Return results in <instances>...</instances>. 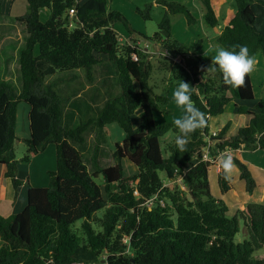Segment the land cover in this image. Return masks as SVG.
Wrapping results in <instances>:
<instances>
[{"label":"trees","instance_id":"trees-1","mask_svg":"<svg viewBox=\"0 0 264 264\" xmlns=\"http://www.w3.org/2000/svg\"><path fill=\"white\" fill-rule=\"evenodd\" d=\"M157 1L164 8L158 29L169 36L171 15L183 14L188 23L195 21L185 5ZM233 1L236 10L219 31V44L228 49L246 45L251 54L260 50L264 60V0ZM107 2L26 0V12L16 17L24 23L27 36L18 55L20 91L0 76V165L15 190L23 183L17 177V165L28 162L48 144L55 145V167L47 170L46 186L28 185L27 203L21 211L0 214V264H95L102 259L104 264H264V203L254 196L263 187L248 165L233 156L245 182L247 202L228 216L227 204L210 192L212 164L197 162L208 134V119L221 115L231 100H254L251 74L242 86L228 85L212 71L215 63L204 62L195 49L175 40L164 41L173 55L183 59L171 64L172 78L177 85L181 80L192 87V99L205 114L206 124L191 135L186 153L177 151L174 138L163 155L160 138L169 131L179 134L171 123L155 121V113H167L170 97L149 86L150 64L139 47L120 44L116 22L128 34L138 32L121 12L108 10ZM202 2L205 21L215 26L218 20L211 0ZM3 3L0 0V11ZM150 8L146 5L136 12L148 19ZM42 9L49 11L45 21L40 20ZM153 38L159 40V33ZM103 56L116 69L119 93L101 106H95L94 99L87 100V116L64 124L71 102H78L82 95H60L56 88L61 81L73 80L74 74L48 83L45 78L78 69L91 82L92 70L104 62ZM20 101L29 106V135L23 138L25 154L17 160L14 142L19 140L16 110ZM138 108L142 114L134 127L131 117ZM91 109L95 115L89 113ZM236 112L247 117L246 124L228 138L224 135L229 124H225L215 138L216 145L264 150V97L253 110L237 105ZM110 123H116L124 136L115 143L114 163L104 167L99 149ZM91 133L90 169L82 153ZM175 169L180 174L185 171V190L179 185L163 186L174 177ZM216 183L220 195L233 189L219 165ZM98 210H103L100 217ZM240 219L247 237L234 242ZM77 221L80 225L74 227Z\"/></svg>","mask_w":264,"mask_h":264},{"label":"rangeland","instance_id":"rangeland-1","mask_svg":"<svg viewBox=\"0 0 264 264\" xmlns=\"http://www.w3.org/2000/svg\"><path fill=\"white\" fill-rule=\"evenodd\" d=\"M169 1H174L185 5L190 10L195 19L193 23H188L183 14L171 15L170 36L166 31L158 29V23L162 18L164 8L158 3L157 0H108L107 8L108 10H117L121 12L122 15L130 22L131 28L136 30L138 33H142V35H139L136 32L128 34V32L122 27L121 22H116L114 24V29L116 30L120 38V44H129L133 47L138 46L141 55L147 62H149L150 76L148 83L151 89L155 93H165L170 97V100L167 104V113H155V121L158 124L169 122L175 128L173 121L174 119L179 118L183 115V110L175 104V101L173 99V92L178 85L172 78L171 64L174 62L178 63L183 59L181 57L173 55L168 50L169 48H167L168 42L164 41L175 40L189 49H195V54L204 62L215 63L213 59L214 51L215 49L222 47L218 42L219 31L226 24L229 17L235 12L236 5L233 0H211L218 22L215 26H210L205 21L203 16L206 8L202 0ZM146 5H151L148 19L142 18L141 15L136 12L137 9L145 10ZM12 8L13 10L10 11V14L12 16H6L5 13L0 14V76L12 83L17 91H20L21 80L18 64V50L24 46V35L26 32L23 26V22L16 19V16L22 15L26 12V0H15ZM156 32L159 33V40L153 38ZM35 52H37V48H35ZM254 55L256 56L259 63L257 64L256 69L250 74L254 90V97L255 99H259L264 97V60L260 50H258ZM101 59L104 62L99 64L98 68L97 66H95L92 70L97 82H95L93 79L92 82H95V85L92 86L89 90H84V92L81 94V99L77 100L78 102H71L72 104H74L73 107L70 106L67 112L68 114L70 112V116H67V118H65L66 121L64 122V124L69 125L78 123L87 116L85 103H87V99L91 96V93H95L98 95L96 103L94 104L95 106H101L103 104V101H105L107 98L119 93L120 87L117 81V72L115 67L111 66L112 64L106 61V56L101 57ZM191 68L193 67L189 66V69ZM64 75L65 74L59 72L56 75H48L45 78V83H48L51 80L57 77H62ZM77 75L81 74H79L78 72ZM87 82L88 81L85 80L84 77L77 82H74L72 80H65L63 82L61 81L58 83L56 91L60 95H69L74 98L73 96L75 95V93L80 88H82V85H87ZM254 100L241 101L240 104L253 107ZM77 103L80 104L81 111L77 110ZM233 107L234 104L232 102H229L224 107V111L221 115L210 117L208 119L209 129L217 128L218 123L225 124L228 121L233 122ZM28 111V104L24 101H20L17 105L16 110V134L18 135L19 140H16L14 142V153L15 159L17 160H19L25 154L26 150V145L23 141V138L29 135ZM73 113H77L74 119L72 117ZM89 113L91 115H95L96 111L95 109H91ZM141 114L142 111L138 108L132 115L131 120L134 127L139 124ZM175 135V132L169 131L160 138V147L162 149L163 155H166L165 149L167 148V145L173 141ZM123 136V131L116 123H110L105 127L104 138L102 139L99 149V162L102 166L106 167L114 163L112 153L115 148V143L120 142L123 139ZM93 144L94 133H91L87 135L86 148L82 153L83 158L88 165ZM39 157L40 156L34 159H30L28 162H24V165H27L28 167L25 170L26 166H22L20 167V171L18 172V176H21V173L27 172L29 184L33 187H37V184H39L40 178L38 173L42 172V166H48L45 165L48 162H40ZM53 162L55 167L54 152ZM89 168L91 169L90 165ZM22 169L24 172L22 171ZM215 170V165L212 164V166L209 167L208 180L211 194L218 198L221 196L218 192V186L215 180ZM238 172L239 169L234 163V168L229 177H235ZM96 180L98 183H101L100 178H97ZM25 183L26 181L23 180V191L21 189L23 194L25 193ZM45 184L47 185L48 182ZM173 185H179V187L183 190L186 189L182 182L179 183L175 181L173 183H170V186ZM21 191L18 187V195H20ZM256 193L260 194L262 199L264 198V192L260 193L258 191ZM227 200L229 204L227 214L228 216H232L236 212V206L232 205V200L229 197H227ZM102 214L103 210L96 211V216L100 217L102 216ZM79 225L80 221H77L74 224V227H78ZM94 228L96 230H99V227L97 225H94ZM246 237L247 235L245 233L244 223L240 219L239 230L234 236V242H241ZM95 264H104V262L101 261L100 263Z\"/></svg>","mask_w":264,"mask_h":264},{"label":"crops","instance_id":"crops-1","mask_svg":"<svg viewBox=\"0 0 264 264\" xmlns=\"http://www.w3.org/2000/svg\"><path fill=\"white\" fill-rule=\"evenodd\" d=\"M14 1L15 0H10V1L4 0V3L1 7L0 14L5 13L6 16H12L10 14V11L13 10L12 7H13ZM43 12H44V14H43ZM41 14H42V16H41ZM48 14H49L48 9H42V11L40 13V16H41L40 20L45 21L48 17ZM16 17H18V16H16ZM23 26L25 28L24 23H23ZM25 32H26V29H25ZM26 36H27V32L25 33L24 38H26ZM35 48H37V47H35ZM34 51H35V49H34ZM98 67L99 66H97V68ZM73 72H75V73H73ZM78 72L81 75H77ZM59 73H63L65 75L67 73L74 74V79L72 80L74 82L80 81V79L83 78L82 72L78 69H74V70H71L68 72H59ZM56 74H58V73H55L52 75H56ZM93 76H94V81L97 82V80H95V75H93ZM99 81H101V80H99ZM95 82L93 83L91 81V82H87V85H82V88H80L76 92L77 93L76 96L81 95L84 92V90H89L92 86L95 85ZM86 87H88V88H86ZM97 97H98L97 94L91 93L90 99L88 98L87 100L89 102L91 99H94V101L96 103ZM254 99H255V97H254ZM257 100L258 99L254 100V104ZM230 102H232L234 104V107L232 109L233 122L232 121L227 122L229 124V128H228L226 134L224 135L225 138H228V137L234 135L236 133L237 129L241 126H244L247 122V117L244 114H239L236 112V107H237V105H241L240 104L241 101L240 100H231ZM253 107H254V105H253ZM253 107L248 106V108L250 110H253ZM76 114L77 113L73 114V119L75 118ZM214 117H216V116H214ZM227 123H225V124H227ZM225 124H219L218 123V127L213 128V129H209V126H208V131L217 130L219 132L220 129ZM53 152H54V157H55V145L54 144H48L46 146V148L44 149V151H42L38 154H33L31 156V159H34V158L40 156L39 157L40 162H46V161L48 162L47 164H45L48 166H44L42 164L43 165L41 168L42 172L38 173L39 178H40L39 184H37L38 186H46L45 183L48 182L47 170L54 168ZM230 156L231 157L238 156L237 157L238 159H240L246 165H248L256 183L258 185H260L261 187H263L262 191H259V192L263 193L264 192V150L263 149L248 150V149H244V148H238L234 151H231ZM22 166H26L25 170L28 167L27 165H24V163H19L17 165V167H18L17 177L19 179H21L22 181L23 180L26 181V183H25L26 187H25V191H24L25 193L23 194V192H22L23 188H24L23 183L21 185H19L18 187H19L20 191H21V189H22V191H21L20 195H18V187L16 190L14 189L11 179L9 177L4 176L5 167L0 165V214H2V215H8V214L13 213V212H19L25 207V205L27 203V188H28L27 185H30V184H29V180L27 177V172L21 173V176L20 175L18 176V172L20 171V167H22ZM217 166H218V164L215 165L216 170H217ZM216 170H215V180H216ZM22 171H23V169H22ZM230 180L232 182L233 189L226 192L225 194H221L220 196L224 200V202L227 204V206H229L228 200H227V197H229L232 200V202H231L232 205L236 206V210H237V209L242 208L244 206V204L247 202L245 182L243 179H241L240 172H238L235 175V177H230ZM254 196L260 202L263 203L264 198L262 199L260 194L256 193Z\"/></svg>","mask_w":264,"mask_h":264},{"label":"clouds","instance_id":"clouds-1","mask_svg":"<svg viewBox=\"0 0 264 264\" xmlns=\"http://www.w3.org/2000/svg\"><path fill=\"white\" fill-rule=\"evenodd\" d=\"M213 59L215 65L212 71L219 73L226 84L235 87L242 86L245 83V77L252 73L259 63L246 45H238L233 49L224 47L215 49ZM191 88L188 83L180 80L173 92L175 104L183 110V115L173 121L179 133L175 136V145L177 151L183 153L187 152L191 135L206 124L205 114L192 99ZM218 164L225 178H229L234 168L233 158L227 154L221 155L218 158Z\"/></svg>","mask_w":264,"mask_h":264},{"label":"built area","instance_id":"built-area-1","mask_svg":"<svg viewBox=\"0 0 264 264\" xmlns=\"http://www.w3.org/2000/svg\"><path fill=\"white\" fill-rule=\"evenodd\" d=\"M74 12L75 11L73 8H71L69 10L70 14H73ZM217 134H218L217 130L208 131V134L204 137L205 144H204L203 148L201 149V156L197 160V162L202 161V162H208V163L216 165V164H218V158L221 155H224V154L230 155L231 151H234L229 146H226L223 149L219 148L216 145L217 140L215 139L218 136ZM185 170H187V168ZM184 173H185V171L180 174V173H178L177 169H175L174 177L166 180L164 182L163 186H168V185H170V183H173L175 181H177L179 183L182 182V184H183ZM134 192L137 193V191H134Z\"/></svg>","mask_w":264,"mask_h":264},{"label":"water","instance_id":"water-1","mask_svg":"<svg viewBox=\"0 0 264 264\" xmlns=\"http://www.w3.org/2000/svg\"><path fill=\"white\" fill-rule=\"evenodd\" d=\"M102 262H104V259H102Z\"/></svg>","mask_w":264,"mask_h":264}]
</instances>
